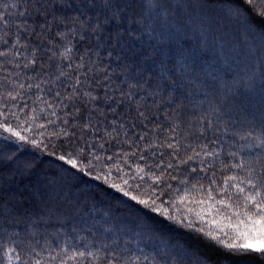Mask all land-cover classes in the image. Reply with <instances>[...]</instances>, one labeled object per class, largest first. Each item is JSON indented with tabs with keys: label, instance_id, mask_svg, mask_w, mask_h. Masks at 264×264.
I'll return each instance as SVG.
<instances>
[{
	"label": "snow or ice",
	"instance_id": "obj_1",
	"mask_svg": "<svg viewBox=\"0 0 264 264\" xmlns=\"http://www.w3.org/2000/svg\"><path fill=\"white\" fill-rule=\"evenodd\" d=\"M210 2L13 0L8 12L0 11V129L7 134L0 135L4 146L0 149V174L8 166L4 150L19 153L24 144L33 148L44 144L22 135L33 131L34 115L24 113V124L15 128L11 123V118L19 121L20 116L7 110V102L16 101L20 90L35 89L36 99L46 102L40 95L44 86L51 85L49 93L58 86H70L73 91L67 96L55 92L54 99L60 98L61 105L64 99L79 98L83 91L90 102L106 106L112 114L116 136L107 133L109 148L104 144L99 148L109 152L116 142L131 149L121 147L93 157L84 149L64 152L61 148L62 154L56 155L63 171L97 182L84 181L93 200L102 194L106 201L118 205H109L106 219L93 218L92 225H85L96 237L90 244L65 241L58 250H37L40 241L34 234L28 251L13 247L18 239L7 241L13 246L5 249L6 213L0 202V253L16 252L17 264H214L198 251L186 252L181 247L175 254H167L166 249L153 245L160 234L149 215L152 213L222 250L221 264H227L229 258L235 264H264V124L259 133L255 127L237 128L225 112L227 102L240 95L239 89L252 94L254 84L264 85V29L249 27L250 21L241 20L239 11L233 17L231 10L221 9L223 26L209 20L207 27L194 26L192 13L182 14L187 9L199 8L201 14L205 9L211 11ZM244 3L264 19V0ZM173 11L171 22L167 15L161 18L160 12ZM189 32L199 34L195 43ZM145 36L150 41L146 46ZM101 48L122 64L117 63L111 72L102 69L92 60V52ZM178 97L187 101L190 111L182 113V119L165 117L162 121L160 113L176 104ZM161 127L167 128L169 135L164 136ZM178 130L186 133L185 139L188 135L194 139L181 144ZM11 144L15 147L10 148ZM92 147L95 145H89ZM181 147L184 156L179 155ZM135 148H141L139 159L146 158L143 153L155 156L150 149H166L161 155L171 154L178 163H158L155 172L152 165H147V172L139 166L132 171L124 159L123 164L129 167L125 171L116 158L137 156ZM17 159L9 157L11 164ZM217 161L221 167L216 166ZM197 164L203 167L197 168ZM174 171L186 178L177 180ZM217 173L222 182L217 181ZM75 239H81L79 233ZM45 252L47 255L42 254ZM0 264H11V260L0 256Z\"/></svg>",
	"mask_w": 264,
	"mask_h": 264
},
{
	"label": "trees",
	"instance_id": "obj_2",
	"mask_svg": "<svg viewBox=\"0 0 264 264\" xmlns=\"http://www.w3.org/2000/svg\"><path fill=\"white\" fill-rule=\"evenodd\" d=\"M178 2L179 0H173V4ZM12 3L13 0H0V11L8 12ZM208 8L211 11L205 9L203 14H201L199 8L195 11L187 9L182 14L192 13L194 26L207 27L209 20L213 25L219 23L223 26L224 19L221 18L223 16L221 9L225 12L231 10L233 17L239 11L241 20L247 19L250 21L249 27L264 29V19L256 14L253 7L245 4L244 0H211ZM160 15L161 18L167 15L171 22L174 11L160 12ZM234 23L235 20L228 24L229 30H232ZM188 35L193 43L199 38L198 33L189 32ZM163 39L165 41L168 39L167 33H165ZM143 40L145 46L150 42L147 36L143 37ZM57 51H60V49H57ZM83 51L82 48L81 52L83 53ZM108 51L104 48H101L98 52L93 51L92 60L100 65L102 69L111 72L117 63L122 64V62L117 61L115 57H109ZM49 55L51 54L49 53ZM52 70L54 71V69ZM45 79H48V77H45ZM27 83L28 81H25V84ZM44 87L45 91L40 95L46 99V102L36 99L35 89L20 90L21 94L16 101L7 102V110L20 116L19 121L11 118L13 127L15 128L18 123L24 124L26 119L24 113L34 115L36 119L31 125L33 131H24L22 135H26L30 139L43 141L44 144L40 148H33L30 144H24L22 145L23 150L19 153L4 150L3 159L8 162V166L3 167V172L0 174V202L3 203L4 212L6 213L3 218V226L7 229L4 233L5 249L13 246L7 241L18 239L19 243L13 247L28 251L30 242H34V234L35 239L40 241L36 245L37 250L42 247L58 250L59 247L64 246L65 241L69 244L81 246L86 242L90 244L96 237L88 228H85V225H92L93 218L98 221L106 219L109 205L118 207L114 201H106L102 194H98V199L93 200L88 195V188L84 181L93 184L97 182L90 181L88 177L79 179L72 176L69 172L63 171L60 162L56 160V155L62 154L61 148L64 152L84 149L91 152L93 157L96 154L108 155L112 149L121 147L131 150L127 144L120 145L116 142H113L112 149L109 152H104L99 148L101 144H104L105 148H109V145L105 143L107 133H111L113 137L116 136V132L112 130L111 112L106 106L97 107L96 104L90 102L83 91H81L79 98L64 99L63 105H61L59 103L60 98L54 99L55 92L59 90L61 97H64L72 93V88L70 86H58L57 89H53L49 93L48 88L51 85ZM253 87L255 91L252 94L246 93L243 88L239 89L240 95L238 98L230 99L227 102L228 106L225 108V112L230 115L232 123L237 128L255 127L256 132L259 133L261 125L264 124V85L254 84ZM91 91L95 94V86ZM182 105L184 106L182 107ZM186 105L187 101L183 97H178L177 103L171 108L164 107V111L160 113V119L163 121L165 117L171 120L184 118L181 114L190 111ZM40 125H44V127H40ZM187 126V119L185 118L184 127L187 128ZM16 130L20 131L19 128H16ZM161 131L164 136L169 135L167 128L161 127ZM176 135L181 144L194 139V135H188L185 139L186 133L181 130H178ZM121 139L125 138L121 137ZM133 140H135V137H133ZM140 144L141 147L146 146L143 141ZM89 145H95V147L89 148ZM9 147L14 148L15 145L11 144ZM3 148V144H0V149ZM135 151L137 152L135 157L122 155L116 158L125 171H129L128 165H131L132 171H135L139 166L145 168L146 172L148 171L147 165H152V171L155 172L158 163L162 162L165 165L169 162L178 163L177 160L171 159V154L161 155V153L168 152L166 149H150L149 152H155L156 155L143 153L145 159H139L141 148H135ZM184 154L185 150L181 147L179 155L184 156ZM17 156L19 157L17 162L11 164L9 157L15 158ZM124 159H127L128 165L123 164ZM216 166L221 167L219 161L216 162ZM196 167L200 168L203 165L197 164ZM173 174L177 176V180L186 178L179 171H174ZM165 179H168L167 175H165ZM216 179L218 182H222L223 177L217 173ZM148 182L151 183V180L149 179ZM169 183L176 184L177 182L169 180ZM204 183L207 186V182ZM178 186L183 187V185ZM101 187H104V185L101 184ZM91 191L95 193L97 190L93 188ZM108 191L111 192V189ZM37 193L38 195H35ZM115 195L119 194L116 193ZM49 209H52L51 213H49ZM42 212L44 213L43 216H41ZM149 215L160 234L152 241L153 245H159L161 249H166L167 254H175L181 247L185 248L186 252L188 250L198 251L200 255L207 256L214 261V264H221L220 257L225 254L222 250L210 247L203 238H198L197 235L183 227L170 224L168 220L152 213H149ZM116 219L119 220V217ZM82 229L84 230L82 231ZM77 233H79L81 239H75ZM42 254L47 255L46 252ZM16 255V252L8 253L6 251L0 253V256L4 257V261L10 259L11 264H17ZM227 264H235V261L233 258H229ZM256 264H259V262H256Z\"/></svg>",
	"mask_w": 264,
	"mask_h": 264
},
{
	"label": "rangeland",
	"instance_id": "obj_3",
	"mask_svg": "<svg viewBox=\"0 0 264 264\" xmlns=\"http://www.w3.org/2000/svg\"><path fill=\"white\" fill-rule=\"evenodd\" d=\"M0 135H7V134H4L3 132H2V129H0ZM11 139H14V138H11ZM207 230H208V226L206 225L205 226V228H204V231L205 232H207ZM217 235H220V233H217ZM223 240H225V241H227V237H221Z\"/></svg>",
	"mask_w": 264,
	"mask_h": 264
}]
</instances>
